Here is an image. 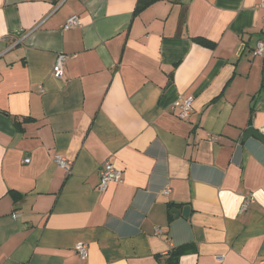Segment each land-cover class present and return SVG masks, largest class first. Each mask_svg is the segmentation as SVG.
<instances>
[{
	"label": "crops",
	"instance_id": "obj_1",
	"mask_svg": "<svg viewBox=\"0 0 264 264\" xmlns=\"http://www.w3.org/2000/svg\"><path fill=\"white\" fill-rule=\"evenodd\" d=\"M139 2L0 0V264H264L262 0Z\"/></svg>",
	"mask_w": 264,
	"mask_h": 264
},
{
	"label": "built area",
	"instance_id": "obj_2",
	"mask_svg": "<svg viewBox=\"0 0 264 264\" xmlns=\"http://www.w3.org/2000/svg\"><path fill=\"white\" fill-rule=\"evenodd\" d=\"M261 5L264 7V0H262ZM81 24L80 18L78 15L74 14L68 17L64 29H70L75 26H79ZM253 54L255 56H264V40H259ZM68 56L65 53H59L56 59V62L53 67V73L58 76L62 77L64 75V69L65 65L67 62ZM192 103L193 100L191 97L189 98H184V99H179L174 103V108H178V115L182 119H186L189 117L191 110H192ZM262 133L264 134V128L262 130ZM56 160L59 165L63 166L66 169L70 168L69 162H67L64 158L61 156L57 155ZM30 158H26L25 162H29ZM100 175H101V180H100V185H99V190L100 191H105L109 184L111 182H116L119 183L122 181V176L123 172L121 169L116 167L112 162L107 161L101 166L100 170ZM166 193L169 192V188L165 190ZM253 201V196L252 194L246 195L244 197V201L242 204V211H245L248 209L250 203ZM157 233H161L160 229L156 230ZM76 249L79 252L81 258H86L88 255V246L87 243L84 242H79L76 245ZM223 256H219L220 259H222Z\"/></svg>",
	"mask_w": 264,
	"mask_h": 264
},
{
	"label": "trees",
	"instance_id": "obj_3",
	"mask_svg": "<svg viewBox=\"0 0 264 264\" xmlns=\"http://www.w3.org/2000/svg\"><path fill=\"white\" fill-rule=\"evenodd\" d=\"M154 0H140L139 5L137 7V11L142 10L144 8H146L148 5H150ZM194 40L200 44H203L205 46H209V47H213L214 46V42L203 38V37H196L194 38Z\"/></svg>",
	"mask_w": 264,
	"mask_h": 264
},
{
	"label": "water",
	"instance_id": "obj_4",
	"mask_svg": "<svg viewBox=\"0 0 264 264\" xmlns=\"http://www.w3.org/2000/svg\"><path fill=\"white\" fill-rule=\"evenodd\" d=\"M250 136H255V137H257L258 139H260V140L264 143V136H263V134H261V133L259 132V130L255 129L254 127H249V128L246 130L243 139L245 140L246 138H248V137H250ZM174 211H175L176 214L178 213V210H174ZM188 213H189V207L186 206V207L184 208L183 215H184V216H187Z\"/></svg>",
	"mask_w": 264,
	"mask_h": 264
}]
</instances>
